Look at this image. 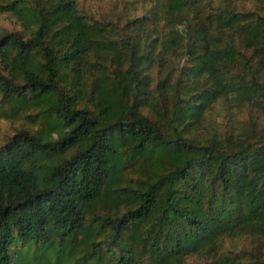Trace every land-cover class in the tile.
I'll list each match as a JSON object with an SVG mask.
<instances>
[{
    "label": "trees",
    "instance_id": "1",
    "mask_svg": "<svg viewBox=\"0 0 264 264\" xmlns=\"http://www.w3.org/2000/svg\"><path fill=\"white\" fill-rule=\"evenodd\" d=\"M242 1L0 0L22 26L0 114L39 122L0 144V264H264V123L237 115L264 113V0Z\"/></svg>",
    "mask_w": 264,
    "mask_h": 264
},
{
    "label": "rangeland",
    "instance_id": "2",
    "mask_svg": "<svg viewBox=\"0 0 264 264\" xmlns=\"http://www.w3.org/2000/svg\"><path fill=\"white\" fill-rule=\"evenodd\" d=\"M85 2V6L89 8L90 11H97L98 13L104 12L110 15L114 13H118V11L124 9L123 5L125 0H82ZM242 3L247 4L248 6H252L253 2L251 0H243ZM136 10L135 13L141 14L143 7L139 3L135 6ZM114 11V12H113ZM5 27L10 30L13 29H20L22 26L19 24L18 20L14 15H12L10 12H4L0 13V28ZM243 114L237 113L240 117L248 118L250 116L256 117L260 123H264V113L258 112L257 110H250L244 109ZM216 116V115H215ZM218 120L224 121V113H221L220 115L216 116ZM35 121H32L25 117H20L18 119L16 118H9V116L0 114V144H3L9 136L15 133V131L22 127V126H29V127H37L38 125ZM246 241L244 239L242 240H228L226 243V247H235L237 248L239 245H244ZM211 257H200L197 255H193L189 258L190 264H207V261H209Z\"/></svg>",
    "mask_w": 264,
    "mask_h": 264
}]
</instances>
